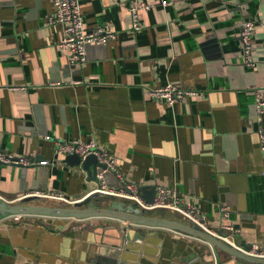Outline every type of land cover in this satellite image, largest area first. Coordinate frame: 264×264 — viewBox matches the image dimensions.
I'll use <instances>...</instances> for the list:
<instances>
[{"label": "crops", "instance_id": "obj_1", "mask_svg": "<svg viewBox=\"0 0 264 264\" xmlns=\"http://www.w3.org/2000/svg\"><path fill=\"white\" fill-rule=\"evenodd\" d=\"M140 1L148 7L134 29L129 0H80L85 29L116 37L87 44L79 64L59 47L64 31L48 22L50 0H0V148L33 161L0 164V197L41 195L67 206L83 199L97 183L55 149L58 141L93 139L114 156L120 178L105 171L109 187L167 186L220 238L264 245V110L256 112L254 98L262 88L264 99V0ZM247 19L256 25L252 66L240 51ZM167 83L196 93L171 104L148 96ZM162 210L175 216L150 214L190 223ZM136 231L144 238L129 239L123 258L139 247L144 264H215L207 243L177 231L26 215L0 220V264H101ZM219 253L221 264H239Z\"/></svg>", "mask_w": 264, "mask_h": 264}, {"label": "built area", "instance_id": "obj_2", "mask_svg": "<svg viewBox=\"0 0 264 264\" xmlns=\"http://www.w3.org/2000/svg\"><path fill=\"white\" fill-rule=\"evenodd\" d=\"M53 5V13L49 17V23L60 24L63 26L64 36L59 43V47L62 48L69 61L73 63H83L85 61V46L87 44H105L109 40L116 37L113 30L98 27L92 30L85 29L84 16L80 6V0H50ZM163 1V0H162ZM165 3V1H163ZM148 5L141 3L140 0H129V12L132 18V24L134 29L139 28L138 11L140 8H147ZM255 22L252 19L244 20L241 24L239 37H240V51L243 59V63L247 66L253 65L251 56L252 38L255 30ZM16 87H11L14 89ZM24 88V87H22ZM262 88L254 89L255 108L257 113H262L264 110V99L262 97ZM196 91L192 89H185L179 84L167 83L158 87L151 88L147 91L149 97L164 100L171 104L177 100H180L186 95L195 94ZM260 121V120H259ZM260 146L264 151V129L260 126L258 129ZM46 138H49L48 136ZM55 152L59 155H67L75 153L84 159L87 155L93 154L97 157L100 163L105 164V168L96 173L97 187L94 191L101 192L107 195H115L133 202L136 206L144 210L154 209H170L180 213L186 217L190 223L198 225L205 231L213 233L210 229H206L203 224V218L199 210L194 205H187L183 207L181 197L176 192L163 185H156V193L153 202H145L138 193V185L132 183H123L122 187L117 189L109 187L104 180V172L111 171L115 173L118 178L120 175L114 164V156L108 150L101 148L97 145L96 141L91 139L88 141L82 140H70V141H58ZM29 158L19 155H14L8 151H4L0 148V164H20L27 165L32 164ZM41 164H45V160L39 161ZM41 196V195H40ZM223 216H227V207L221 208ZM1 220V219H0ZM222 228L236 232L237 229L232 225L222 222ZM217 235V233H213ZM219 237V236H218ZM251 254L264 257V245L253 244L248 251Z\"/></svg>", "mask_w": 264, "mask_h": 264}, {"label": "water", "instance_id": "obj_3", "mask_svg": "<svg viewBox=\"0 0 264 264\" xmlns=\"http://www.w3.org/2000/svg\"><path fill=\"white\" fill-rule=\"evenodd\" d=\"M64 162L70 166H80L87 173L88 180L97 182L96 173L105 168V164L100 163L93 154L87 155L81 159L79 155L72 153L67 154ZM155 184H142L138 186L140 197L147 203L153 202L156 193ZM40 196L23 197L16 202H8L0 197V219L13 216H39L49 218H72L84 220L95 217H107L118 219L127 224L138 227L161 228L177 231L189 235L207 243L215 257V264H221L220 251L226 254L228 261L234 259L239 264H264V257L249 253L252 243H246L244 240H238L233 237V243H230L213 233L203 230L198 225L171 219L168 217L151 215L148 210L136 206L132 202L111 199L107 194L93 191L83 199L73 202L71 205H45L32 204L29 201ZM104 204V205H102ZM144 238L143 232L136 231L133 237L125 236V246L121 248L115 246L105 256L101 264H144L140 261L137 254L140 248L136 247L134 251H129V256L122 257L120 250L126 251L131 249L126 247L129 239L137 240L139 244ZM146 243V240L144 244ZM141 246V245H140ZM144 253L143 251H141Z\"/></svg>", "mask_w": 264, "mask_h": 264}, {"label": "rangeland", "instance_id": "obj_4", "mask_svg": "<svg viewBox=\"0 0 264 264\" xmlns=\"http://www.w3.org/2000/svg\"><path fill=\"white\" fill-rule=\"evenodd\" d=\"M30 202H33V203H41V204H45V205H58V202L56 201H50V200H39V199H33L31 200ZM154 210H157L155 212L157 213H162V214H171L169 211H165V210H162V211H158L160 209H154ZM154 210H150L148 211L149 213H153ZM171 215H174V214H171ZM175 216V215H174ZM176 218L180 219V220H183L181 217L179 216H176Z\"/></svg>", "mask_w": 264, "mask_h": 264}]
</instances>
